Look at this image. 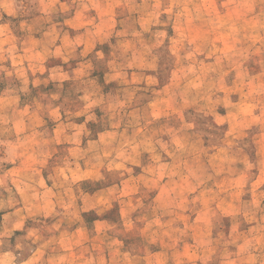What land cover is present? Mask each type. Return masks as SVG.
Listing matches in <instances>:
<instances>
[{"label": "rangeland", "instance_id": "obj_1", "mask_svg": "<svg viewBox=\"0 0 264 264\" xmlns=\"http://www.w3.org/2000/svg\"><path fill=\"white\" fill-rule=\"evenodd\" d=\"M0 264H264V0H0Z\"/></svg>", "mask_w": 264, "mask_h": 264}]
</instances>
